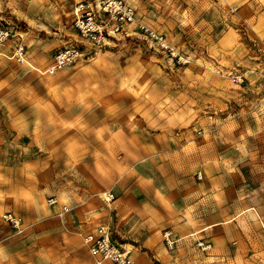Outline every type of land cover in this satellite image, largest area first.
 I'll use <instances>...</instances> for the list:
<instances>
[{"label": "rangeland", "instance_id": "obj_1", "mask_svg": "<svg viewBox=\"0 0 264 264\" xmlns=\"http://www.w3.org/2000/svg\"><path fill=\"white\" fill-rule=\"evenodd\" d=\"M120 1L0 0V264H264V0Z\"/></svg>", "mask_w": 264, "mask_h": 264}, {"label": "built area", "instance_id": "obj_2", "mask_svg": "<svg viewBox=\"0 0 264 264\" xmlns=\"http://www.w3.org/2000/svg\"><path fill=\"white\" fill-rule=\"evenodd\" d=\"M104 10L111 12L121 22L133 21L135 13L131 6L122 3L120 0H94ZM86 13L78 17L77 24L84 32H93L97 30V22L91 9L85 10ZM142 25V24H141ZM118 27V26H117ZM11 219V215H7ZM84 242L90 254L95 261L102 263L109 260L113 264H131L133 261L129 252L122 243L112 237L109 229L105 226H99L95 230L88 231L84 235Z\"/></svg>", "mask_w": 264, "mask_h": 264}, {"label": "bare ground", "instance_id": "obj_3", "mask_svg": "<svg viewBox=\"0 0 264 264\" xmlns=\"http://www.w3.org/2000/svg\"><path fill=\"white\" fill-rule=\"evenodd\" d=\"M18 52H19V50H18ZM126 247H127V244H126Z\"/></svg>", "mask_w": 264, "mask_h": 264}, {"label": "crops", "instance_id": "obj_4", "mask_svg": "<svg viewBox=\"0 0 264 264\" xmlns=\"http://www.w3.org/2000/svg\"><path fill=\"white\" fill-rule=\"evenodd\" d=\"M128 245V244H127Z\"/></svg>", "mask_w": 264, "mask_h": 264}]
</instances>
